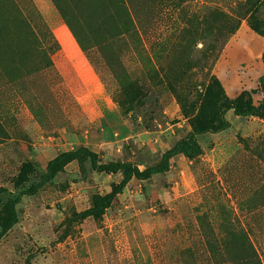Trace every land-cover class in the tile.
I'll return each mask as SVG.
<instances>
[{"label":"rangeland","instance_id":"obj_1","mask_svg":"<svg viewBox=\"0 0 264 264\" xmlns=\"http://www.w3.org/2000/svg\"><path fill=\"white\" fill-rule=\"evenodd\" d=\"M262 78L264 0H0V264L264 263Z\"/></svg>","mask_w":264,"mask_h":264},{"label":"trees","instance_id":"obj_2","mask_svg":"<svg viewBox=\"0 0 264 264\" xmlns=\"http://www.w3.org/2000/svg\"><path fill=\"white\" fill-rule=\"evenodd\" d=\"M254 26V25H253ZM255 28L256 32L261 33V29L259 27H253ZM37 50L39 53H43L46 56H48V53L43 49L41 43L38 45ZM84 51V50H83ZM262 93H263V100L257 107H246L241 108L237 104L232 105V109L234 110L235 114L237 116L241 117H248L251 115H261L264 116V78L260 81ZM208 132L206 127H200L194 131V133L191 135V137L183 144L177 145L173 150H171L169 153L165 155L167 159H174L180 156H186V157H192L200 152L199 144L196 140V137L199 135H202L204 133ZM71 158L67 157L66 155L60 157L59 159L53 161L49 167L47 174L43 177L41 183L38 185L36 189L28 191V194L32 195L35 194L38 189L42 188L43 186L50 183L52 180L55 179L57 174L64 169V167L70 162ZM110 167L114 171H120L124 175V181L120 185V188H124L134 177H144L146 179L151 178L154 175L160 174L162 171L160 168H152L147 169L143 173H140L139 171H135L134 169H131V166L129 165H110ZM107 204V199L98 198L95 199V206L96 208H101ZM3 234H0V237H2ZM212 249V248H211ZM250 249L252 253V257L255 259L257 264H264L258 251L255 249L254 244H250ZM214 252V251H213Z\"/></svg>","mask_w":264,"mask_h":264}]
</instances>
